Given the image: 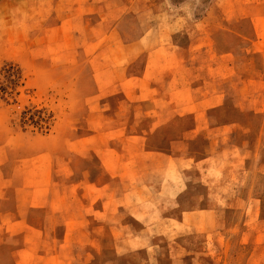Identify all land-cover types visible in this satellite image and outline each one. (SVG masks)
I'll return each mask as SVG.
<instances>
[{"label": "rangeland", "instance_id": "374dc122", "mask_svg": "<svg viewBox=\"0 0 264 264\" xmlns=\"http://www.w3.org/2000/svg\"><path fill=\"white\" fill-rule=\"evenodd\" d=\"M0 264H264V0H0Z\"/></svg>", "mask_w": 264, "mask_h": 264}, {"label": "trees", "instance_id": "16d2710c", "mask_svg": "<svg viewBox=\"0 0 264 264\" xmlns=\"http://www.w3.org/2000/svg\"><path fill=\"white\" fill-rule=\"evenodd\" d=\"M12 71V70H9V72ZM13 75V74H12ZM15 75V74H14Z\"/></svg>", "mask_w": 264, "mask_h": 264}]
</instances>
